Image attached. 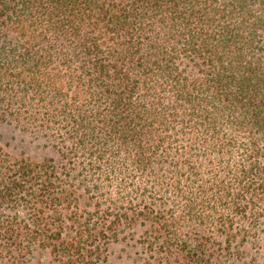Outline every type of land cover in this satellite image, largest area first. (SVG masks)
Masks as SVG:
<instances>
[{"label":"trees","instance_id":"1","mask_svg":"<svg viewBox=\"0 0 264 264\" xmlns=\"http://www.w3.org/2000/svg\"><path fill=\"white\" fill-rule=\"evenodd\" d=\"M0 122V264H264V0H0Z\"/></svg>","mask_w":264,"mask_h":264},{"label":"rangeland","instance_id":"2","mask_svg":"<svg viewBox=\"0 0 264 264\" xmlns=\"http://www.w3.org/2000/svg\"><path fill=\"white\" fill-rule=\"evenodd\" d=\"M0 151L11 158H28L33 161L57 159L58 154L51 147L45 146L40 139H34L27 133L19 131L14 125L0 122ZM131 231L134 237L123 239ZM120 232L118 240L112 241L105 251V262L100 264H145L148 252L140 242V232L132 230ZM263 259L259 258L257 263ZM27 264H58L49 252L35 251L27 260Z\"/></svg>","mask_w":264,"mask_h":264}]
</instances>
